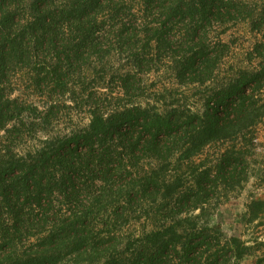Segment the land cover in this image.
I'll use <instances>...</instances> for the list:
<instances>
[{"label": "trees", "instance_id": "trees-1", "mask_svg": "<svg viewBox=\"0 0 264 264\" xmlns=\"http://www.w3.org/2000/svg\"><path fill=\"white\" fill-rule=\"evenodd\" d=\"M248 18L264 30V0H0V264H235L247 254L192 213L243 180L264 116V33L257 66L211 87L201 110L141 99L154 73L212 81L227 51L214 28ZM20 69L41 106L12 96ZM63 106L87 124L39 137ZM216 143L227 145L212 164L195 163ZM175 162L189 172L172 173ZM263 208L252 200L251 219Z\"/></svg>", "mask_w": 264, "mask_h": 264}, {"label": "rangeland", "instance_id": "rangeland-1", "mask_svg": "<svg viewBox=\"0 0 264 264\" xmlns=\"http://www.w3.org/2000/svg\"><path fill=\"white\" fill-rule=\"evenodd\" d=\"M250 3H260V0H246ZM256 14L253 15L255 17ZM252 17V18H253ZM251 18L227 22L217 25L212 32L213 36L227 44V51L218 64L215 77L203 86L180 85L165 73L151 74L150 90L147 97L141 99L150 105L158 102L157 106L168 104L172 100L180 105L201 110L206 92L213 86L225 83L239 69L252 70L259 59L253 55L254 44L261 40L264 30L257 32L252 29ZM152 86V87H151ZM12 96L34 101L42 105L40 97L31 86V73L28 69H20L12 77ZM264 98V91L262 93ZM158 100V101H157ZM70 104V102H67ZM88 118L85 114L76 113L67 107H62L60 117L48 126L47 131L38 134L39 137L49 133L67 132L71 129L86 125ZM29 144V142H27ZM226 144H211L197 156L195 163L212 164ZM24 148L23 146L20 147ZM245 172L243 180L233 187H220L214 195L203 205L202 213L199 209L192 215H199L195 221L201 225L219 230L225 237H239L250 246V251L235 264H264L260 261L264 254V208L258 212L257 217L251 219L248 214V204L252 200H261L264 203V116L254 127V143L246 146ZM179 164V166H178ZM175 162L170 166L172 173H188L185 166ZM149 161L142 167L147 169ZM149 225V223H148ZM146 224L144 221L134 222L124 228L123 233L137 234Z\"/></svg>", "mask_w": 264, "mask_h": 264}]
</instances>
